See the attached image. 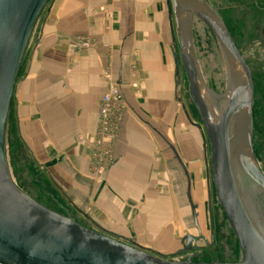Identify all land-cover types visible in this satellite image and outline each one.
Instances as JSON below:
<instances>
[{"label":"crops","instance_id":"0c3cea01","mask_svg":"<svg viewBox=\"0 0 264 264\" xmlns=\"http://www.w3.org/2000/svg\"><path fill=\"white\" fill-rule=\"evenodd\" d=\"M171 14L170 0H51L37 22L9 117L17 143L34 168L38 164L49 175L50 193L60 191L67 198L73 217H87L101 233L152 246L146 250L160 254L170 253L172 246L155 245V238L171 242L179 223L183 228L178 219L189 204L187 177L173 148L190 175L198 217L202 193L209 191V170L196 161L197 142H179L186 111L177 103L179 55ZM163 34L172 37L173 57L163 53ZM82 38L87 47H81ZM108 72L127 109L114 163L103 181L94 183L91 143ZM188 123L192 129L199 126ZM146 229L154 234L152 242Z\"/></svg>","mask_w":264,"mask_h":264},{"label":"water","instance_id":"95a60500","mask_svg":"<svg viewBox=\"0 0 264 264\" xmlns=\"http://www.w3.org/2000/svg\"><path fill=\"white\" fill-rule=\"evenodd\" d=\"M50 0H0V264H264V228L253 216L247 190L264 193V173L253 146L255 86L252 69L224 20L206 0H172L180 57L194 105L210 144L212 183L238 241V262L174 260L137 244H127L86 227L25 193L14 181L7 155V128L18 77L37 22ZM198 18L217 38L229 60L232 88L219 113L203 95L194 51L192 19ZM187 197L195 226L198 205L187 168ZM236 161L234 164L232 160ZM203 236L187 235L182 250L198 254Z\"/></svg>","mask_w":264,"mask_h":264},{"label":"rangeland","instance_id":"374dc122","mask_svg":"<svg viewBox=\"0 0 264 264\" xmlns=\"http://www.w3.org/2000/svg\"><path fill=\"white\" fill-rule=\"evenodd\" d=\"M51 1V0H50ZM49 1V3H50ZM224 20L229 32L233 36L240 52L249 63L254 77L255 86V105L253 112V146L255 153V160L259 169L264 173V0H206ZM48 3V4H49ZM172 14L171 19L175 28V42L171 41L170 34L162 38L167 39L166 50L172 56V47L179 55V65L176 69L179 71V91L177 103L185 114V127L183 131L179 132V142L184 140L185 146L190 145L188 140L194 139L199 146L196 149V154L199 157L196 161L201 169L206 166L209 170L208 190L205 188L203 197L201 199V207L198 211L200 230L195 226L194 219L191 215V208L189 204L185 206V217H179V221L183 220V228L179 223V232L177 236L170 240L158 237L155 238V245L167 246L171 245L170 253H163L171 256L174 260H184L186 256H174L175 253L182 249V241L187 235L199 237L203 235L204 239L199 240L197 245L200 249H204L206 256L211 261H220L226 263L238 262L242 258V253L236 239V236L231 229L228 221L222 217L219 209V202L217 203L214 186L212 183L211 173V156L210 144L207 139L205 128L202 124L201 117L194 105L191 97L189 82L184 70L180 57V41L177 33L175 16L173 12L172 0H170ZM192 33L194 51L198 70L203 83V95L208 103H210L219 113L226 107L228 97L232 88V74L226 53L209 28L198 18L192 19ZM86 39V38H82ZM87 47V45L85 46ZM152 49L153 47H149ZM173 57V56H172ZM132 75L135 77L136 73V58L132 59L130 64ZM188 120L194 121L198 124V128H190ZM194 131V132H193ZM17 132L13 119H9L7 128V155L10 165L12 177L18 187L25 193L36 199L38 202H43L44 206L52 209L55 212L66 215L71 214L69 209L65 206L67 198L60 191L56 194L50 193V177L42 173L38 164L34 168L32 158L29 157L17 143ZM205 135V140L203 139ZM96 137V136H95ZM183 137V138H182ZM190 140V142H191ZM199 142V143H198ZM200 144V145H199ZM206 144V145H205ZM95 139L91 143L92 152L95 150ZM182 145V144H181ZM90 162L89 172L94 183L102 182V177L93 171ZM254 191V192H253ZM209 192V193H208ZM52 195V196H49ZM247 202L249 208L255 219L264 228V193L256 190H247ZM54 197V200L52 199ZM214 204V211L216 217H213V222L208 215L209 206ZM148 219V217H146ZM74 220L80 224L98 231L96 224L91 222L87 217H73ZM100 232V231H98ZM147 237L153 241L152 232L147 229L144 230ZM139 239V238H137ZM142 240V238L140 239ZM143 248L149 249L152 246L144 245ZM157 250V249H155Z\"/></svg>","mask_w":264,"mask_h":264},{"label":"built area","instance_id":"2783aa9c","mask_svg":"<svg viewBox=\"0 0 264 264\" xmlns=\"http://www.w3.org/2000/svg\"><path fill=\"white\" fill-rule=\"evenodd\" d=\"M81 47L88 41L80 39ZM108 88L102 97L99 111V126L95 137V150L92 152L91 165L94 172L103 176L114 163V146L127 109L125 98L119 85L113 81L110 72L106 74Z\"/></svg>","mask_w":264,"mask_h":264},{"label":"flooded vegetation","instance_id":"af4514ba","mask_svg":"<svg viewBox=\"0 0 264 264\" xmlns=\"http://www.w3.org/2000/svg\"><path fill=\"white\" fill-rule=\"evenodd\" d=\"M216 200H217V197H216ZM217 203H218V200H217ZM219 209L221 210L222 217H224L227 220V218H226V216H225V214L223 212V209L220 206V204H219ZM215 214L217 215L216 211H214V204H213V200H212V205L209 206V209H208V215H209V217L211 219V223L213 222V217H216ZM200 236H203V235H200ZM183 248H184V246L182 245V249ZM182 249H180V250H182ZM182 256H186V257H184V260H187V259L193 257V261H196V262H212L211 260H209L207 258L205 250L204 249H200V248L198 250V254L197 255H195L194 252H188V253H186V254H184Z\"/></svg>","mask_w":264,"mask_h":264},{"label":"bare ground","instance_id":"6f19581e","mask_svg":"<svg viewBox=\"0 0 264 264\" xmlns=\"http://www.w3.org/2000/svg\"><path fill=\"white\" fill-rule=\"evenodd\" d=\"M232 162L235 164L236 163V161L234 160V158H233V160H232ZM255 190V189H254ZM254 192V191H253Z\"/></svg>","mask_w":264,"mask_h":264}]
</instances>
